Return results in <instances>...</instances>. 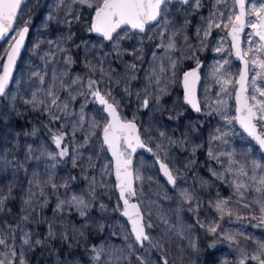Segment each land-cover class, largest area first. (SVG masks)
I'll return each mask as SVG.
<instances>
[{"label": "rangeland", "instance_id": "374dc122", "mask_svg": "<svg viewBox=\"0 0 264 264\" xmlns=\"http://www.w3.org/2000/svg\"><path fill=\"white\" fill-rule=\"evenodd\" d=\"M260 2L251 0L247 7ZM200 3L199 8L192 0L188 5L168 4L172 24L163 36L157 35L159 28L145 34L130 32L131 38L120 42L119 52L113 50L112 42L105 43L95 34L74 39L73 24L81 11L88 9L74 0H29L20 8L13 32L0 42L1 68L11 37L29 25L11 84L0 97V233H11L8 238L15 251L12 256V248L0 246V259L7 257L15 264L20 259L25 264H163L164 259L168 264H240L244 259L245 264H258L251 256L258 254V243L264 242V225L251 219L253 211L259 214L255 204L245 208L238 203L241 198L231 184L235 173L226 169L227 153H233L251 176L252 161L264 165V155L233 119L239 63L232 59L229 28L213 27L205 37L215 0ZM173 31L177 33L172 37L175 48L168 49ZM252 31L247 27L242 50L254 47L249 40L258 41L248 35ZM141 36L151 39L141 41ZM198 62H202L201 112L193 115L182 104L180 80L182 72ZM127 69L130 72L124 84ZM54 74L65 84L80 77L84 85L72 86L79 88V93L73 92L75 98L67 111H57L61 118L55 121L43 105L34 108L30 103L33 92L44 95ZM89 77L98 81L101 94L114 103L123 119L136 122L143 142L151 149L150 154L139 151L135 155L134 199L144 224L152 225L145 231L159 247L148 241L140 247L119 216L121 205L111 161L101 139L107 117L88 94ZM251 77L250 72L249 80ZM222 85L231 96L221 92ZM257 85L264 86V79H258ZM56 88L64 100L68 92L58 83ZM222 99L226 103H217ZM94 123L98 126L93 127ZM41 125L48 135L42 133ZM60 135L64 139L57 148L53 136ZM63 148L68 155L61 158ZM210 150L218 159L209 156ZM156 160L175 177L173 188L160 177ZM240 179L249 185L245 196L251 202L257 195L256 185L246 177ZM184 191L192 194L191 202L182 195ZM73 196L82 197L88 207H78ZM217 200L228 201L223 216L215 208ZM60 201L64 204L58 210ZM228 210L233 215L229 216ZM13 215L20 223L18 237L12 227ZM213 226L216 231L210 232ZM26 235L31 247L23 243ZM44 239L53 245L51 250L41 248Z\"/></svg>", "mask_w": 264, "mask_h": 264}, {"label": "snow or ice", "instance_id": "6c2138e0", "mask_svg": "<svg viewBox=\"0 0 264 264\" xmlns=\"http://www.w3.org/2000/svg\"><path fill=\"white\" fill-rule=\"evenodd\" d=\"M21 2L22 0H0V39H3L13 30ZM74 2L93 10L94 16L89 30L98 34L103 40L112 42L113 50L117 52L120 51V42L131 38L130 32L145 34L153 28H159L160 31L157 35L163 36L164 32L172 24L167 10V5L172 0H74ZM179 2L185 5L189 4V0H179ZM248 2L251 3V0H248ZM192 3L197 8L201 6L200 0H192ZM221 4L224 5L223 8L219 7ZM214 8L215 11L210 13L206 21L208 27L204 30V36L206 37L213 27L228 29L230 26L229 35L232 37V46L235 49V55L243 63V69L239 72V80L237 81L239 88L235 93L236 116L233 119L239 123L240 127L248 136L255 140L259 148L264 151V86L257 85L258 79H264V0H261L259 5L252 4L250 9L246 7V0H215ZM229 8H231V11H229ZM251 16H254L255 19H248ZM185 23H187V20H185ZM245 27H250L253 30L248 35L258 38V41L249 40V44L254 45V47L250 46L247 50H242L239 44V35ZM27 32L28 28L24 27L17 31L16 36L11 37V39L15 40V43L10 46L11 50L6 53L7 60L3 64V72L0 73V96L5 95V91L9 86L13 66L15 65L20 47L23 44ZM176 34L173 31L169 37L166 45L168 49L175 48L172 37ZM197 35H199V31ZM146 38L151 39V37L147 36L140 37L141 41ZM160 46L163 47L164 45ZM246 57L249 58L246 59ZM69 62L71 61L69 60ZM224 63H227V61ZM89 67L91 69L92 66L89 65ZM132 67H135V65ZM161 71H163V68H161ZM250 72L252 73L251 80H249ZM197 80L198 76L195 72L185 74L184 100L196 112H200L199 102L195 95V84ZM40 82L41 84L44 83L42 76L40 77ZM57 83L60 89L68 92V96L64 100H61L57 94ZM230 83L231 81H224V84ZM73 85L84 86L80 77L71 79L65 84L63 80L54 74L51 86L43 90L44 95L38 96L36 92H33L30 103H32L34 108L37 105H43V110L48 112L52 120H60L61 117L57 115V111L66 112L70 100L75 98L73 92L79 93V88H73ZM97 85V80L91 77L88 78V94L95 97L99 104L103 105V111L107 113V117L109 118L102 128L103 144L107 146L115 161L116 186L119 189V199L123 201L122 215L130 222L132 234L140 247H144L145 241H148L154 247H159V242H154L145 231L146 227H151L152 225H145L139 206L135 203H130V199L136 195L133 187L134 177L131 170V154L137 148H144L145 144L141 140L136 124L132 121L122 120L117 107L101 94ZM249 89H251V92ZM221 92L229 96L232 95L223 85ZM148 103V99L145 98L143 105L147 107ZM217 103L226 102L222 99L217 101ZM81 112L83 113V108ZM81 119H83V115H81ZM225 119H228V117H225ZM95 126L98 125L94 123L93 127ZM160 135L163 136L164 133L161 132ZM53 139L56 147L61 148L64 139L63 135L53 136ZM148 150L151 151V149ZM66 155H68V150L67 148H63L59 152V156L63 158ZM221 155L225 154L221 153ZM209 156L218 159L211 150L209 151ZM227 157L228 167L226 171L229 174L235 173V178L231 181V184L235 188V193L241 198L238 203H242L245 208H251L255 204L259 214L257 215L253 211L251 219L257 220L259 225H264V165L253 160L252 175L249 176L247 168L235 160L233 153H227ZM218 162L223 163L219 160ZM233 165H237V167L233 168ZM160 167L164 176L167 177L168 182L175 186L176 179L168 167L164 164H161ZM257 172L261 173L259 177L256 175ZM240 177L251 179L256 185L254 192L257 195L252 197L251 202L245 196V193L250 190L249 185L240 179ZM135 179H139V177L137 176ZM53 187L55 188V185ZM241 189H244V192ZM182 195L189 202L193 199L192 194L187 191H184ZM72 201L78 207H88L82 197L73 196ZM2 203L3 201H0V204ZM63 204L64 201H60L57 209L59 210ZM227 204L228 201L226 200H217L215 208L221 213V216L225 213ZM81 214L83 215L84 213L81 212ZM227 214L231 216L233 212L228 210ZM208 230L215 232L216 227H210ZM9 236H11V233H0V246L12 248L11 255L15 256L14 245L10 244ZM225 238L230 241L234 240L232 236H226ZM23 243L31 247L27 235ZM36 243H39V241H36ZM129 247L131 248L132 245H129ZM257 248L258 254H253L251 259L257 261L258 264H264V242L258 243ZM96 259H100L99 253H97ZM6 260H8L7 257L0 259V264H6ZM8 264H15V262L8 260ZM19 264H25V261L20 259ZM163 264H168L167 259L163 260ZM240 264H245L244 259L240 261Z\"/></svg>", "mask_w": 264, "mask_h": 264}, {"label": "water", "instance_id": "95a60500", "mask_svg": "<svg viewBox=\"0 0 264 264\" xmlns=\"http://www.w3.org/2000/svg\"><path fill=\"white\" fill-rule=\"evenodd\" d=\"M27 1H28V0H22L21 5H20V8H21V6H22L24 3H26ZM175 2L180 3L179 0H172L171 3H175ZM171 3H170V4H171ZM247 4H248V0H246V7H247ZM20 8L18 9V12H19ZM17 15H18V13H17ZM93 16H94V12H93V14H92V18H93ZM16 18H17V17H16ZM15 22H16V21H15ZM91 23H92V20H91ZM14 24H15V23H14ZM13 27H14V25H13ZM24 27H27V28H28V31H29V27H28L27 25L22 26V27L20 28V30H21L22 28H24ZM246 30H247V27H245L244 30H243V31L240 33V35H239V44H240V47H241L242 39H243V37H244V34H245ZM12 31H13V30H12ZM12 31H11V32H12ZM11 32H9V33H8L3 39H0V42L3 41L4 39H6V38L11 34ZM229 32H230V27H229V29H228V31H227V36H228V39H229V42H230L231 55H232V59H233L235 62L239 63V72H240V71L243 69V63H242L241 60H239V59L236 57V55H235V49H234L233 46H232V43H233V42H232V37H231V35H229ZM94 34H95L97 37H99V38H101V39L103 40V38L100 37L98 34H96V33H94ZM139 34H140V33H139ZM17 39H18V37H17ZM27 39H28V32L25 34V38H24L23 44H22V46L20 47V51H19V54H18V56H17V59H16V62H15V65L13 66V69H12V75H11V79H10V82H9V86H10V84H11L12 77H13V74H14L15 69H16V67H17V64L19 63V60H20V58H21L22 52H23V50H24V48H25V46H26ZM103 41H104L105 43L109 42V41H106V40H103ZM14 43H15V40H12V42L10 43V45H9V47H8V49H7V52L11 50L10 46L13 45ZM241 49H242V47H241ZM7 52H6V53H7ZM246 59H247V58H246ZM6 60H7V55L5 54L4 59H3V62H2V65H1V68H0V73L3 72V64L6 62ZM201 69H202V62H198V63H196V64H194V65H191V66H189L188 68H186V69L182 72V74H181L180 89H181V93H182V104H183L187 109H189V110L192 112L193 115H199L200 112H201V110H200V112H196V111L191 107V105L185 103V100H184V93H185V89H184V76H185L186 73H191V72H195V73L197 74V76H198V80L196 81V84H195V95H196V98H197V100H198V90H199V85H200V82H201V75H200V71H201ZM190 79H191V77H190ZM238 80H239V73H238V77H237V80H236V88H235V92H234L235 116H236V101H235V93H236V91H237L238 88H239V85H238V83H237ZM9 86H8V87H9ZM7 89H8V88H7ZM7 89H6V91H7ZM6 91H5V93H6ZM3 96H4V95H3ZM0 97H2V96H0ZM94 98H95V97H94ZM95 101H96V103L99 105V107L102 108V111H103V105L99 104V102H98L96 99H95ZM110 103H111V102H110ZM199 106H200V105H199ZM200 109H201V107H200ZM103 112H104V111H103ZM118 113H119V112H118ZM104 114H105L106 117H107V113L104 112ZM119 115H120V114H119ZM107 119H109V118L107 117ZM121 119H122V120H125V119H123L122 117H121ZM127 121H132V122H134V123L136 124V122L133 121V120H129V119H128ZM235 123H236L237 127L240 128V129L242 130V132H243V133L249 138V140H251V142H252L257 148H259V145L256 143V141L253 140L250 136H248V134H247V133H246V132L240 127L239 123L236 122V120H235ZM136 126H137V129H138V132H139L138 125L136 124ZM140 137H141V136H140ZM101 139H102V145L105 147L106 152H107V155H108V157H109V159H110V161H111V166H112V177H113V181H114V189H115V191H116V193H117V197H118V200H119L120 205H121V209H120V212H119V216H120L122 219H124V220L126 221L127 225L129 226L130 233L132 234V231H131V224H130V222L127 220L126 217H124V216L122 215V211H123V201L119 199V189H118L117 186H116L117 182H116V177H115V161H114V159H113V157H112V155H111V152L107 149V146L103 144V133H102V132H101ZM141 140H142V138H141ZM142 141H143V140H142ZM144 144H145V143H144ZM148 149H150V148L145 144V147H144V148H137L136 151H135L134 153L131 154V170H132V175H133V166H134L135 155H136L139 151H143V152L146 153V154H150L151 151H149ZM259 151H260V153H262V154L264 155V151H262L260 148H259ZM156 163H157L158 168H159V174H160V177H161L165 182H167V184L169 185L170 188H173L174 186L168 182L167 177L164 176V174H163V172H162V170H161L160 165H161V164H164V163H162L160 160H156ZM164 165H165V164H164ZM133 177H134V175H133ZM133 187H134V182H133ZM134 189H135V187H134ZM130 203H135V204H137V205L139 206L138 202L134 199V197L130 199ZM139 208H140V206H139ZM140 211H141V208H140ZM141 214H142V211H141ZM142 216H143V214H142ZM143 223H144V220H143ZM132 237H133V239L135 240V237H134L133 234H132ZM145 242H147V241H145Z\"/></svg>", "mask_w": 264, "mask_h": 264}, {"label": "trees", "instance_id": "16d2710c", "mask_svg": "<svg viewBox=\"0 0 264 264\" xmlns=\"http://www.w3.org/2000/svg\"><path fill=\"white\" fill-rule=\"evenodd\" d=\"M35 12L36 13L39 12L38 8H36V11ZM92 14H93V10L90 9V8L81 11L80 16H79V19L76 21L75 24H73L74 30H75V36H74V39L75 40H79V39L83 38L84 35L94 36V33L89 30L90 29V26H91ZM35 18H36V15H33L31 17V20L34 21ZM129 72L130 71L128 69L125 71V74H124V76H125L124 84H127L126 77L128 75L127 73H129ZM125 98H126V93H125V97L123 96V100ZM41 131H42L43 134L48 135V133H47L46 129H44L43 125H41ZM11 208H13V207H11ZM12 219H13V221H12L13 225H12V227H13V229L15 231V234L18 237V233L20 231V223L17 221L15 215H13ZM52 246H53L52 244H49L44 239L41 248L43 250H48L49 251V250L52 249Z\"/></svg>", "mask_w": 264, "mask_h": 264}]
</instances>
